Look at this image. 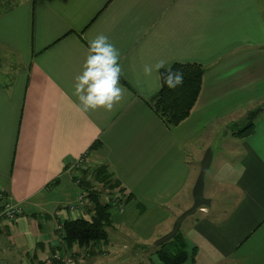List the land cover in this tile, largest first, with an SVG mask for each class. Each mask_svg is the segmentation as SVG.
Wrapping results in <instances>:
<instances>
[{
    "label": "crops",
    "instance_id": "1",
    "mask_svg": "<svg viewBox=\"0 0 264 264\" xmlns=\"http://www.w3.org/2000/svg\"><path fill=\"white\" fill-rule=\"evenodd\" d=\"M10 6L0 10V192L23 213L0 225V264L63 251L57 225L74 218L81 157L107 166L132 199L112 211L109 240L87 261L57 264H140L126 257L131 245L146 250L144 264H162L154 251L179 227L197 249L188 264H264V112L250 134L231 129L264 105V0ZM101 33L121 53L124 98L111 112L84 111L73 85ZM158 61L205 67L191 114L174 127L150 104L161 77L143 67Z\"/></svg>",
    "mask_w": 264,
    "mask_h": 264
},
{
    "label": "trees",
    "instance_id": "2",
    "mask_svg": "<svg viewBox=\"0 0 264 264\" xmlns=\"http://www.w3.org/2000/svg\"><path fill=\"white\" fill-rule=\"evenodd\" d=\"M9 7L11 6H6L5 10ZM171 66L173 70H182L183 85L175 90L167 88L163 83V74H167V68H163L160 72L161 89L150 102L154 112L168 127L177 126L189 117L200 95L205 73V67L197 62H175ZM263 112L264 105L257 107L247 114L245 122H242L246 123L244 126L240 125L236 128L238 125L234 123L231 125V129L237 135L250 134L254 130L256 119ZM99 144L100 142H97L94 147ZM74 179L75 182L78 181L77 178L74 177ZM77 184L80 190L88 191L91 205L85 215L63 222L62 257L71 258L72 263L77 260L87 261L93 246L98 247L100 244L108 242V229L113 225V210L111 203L106 200L107 194L113 193L116 188L128 191L124 200L126 207L132 199L131 192L104 165L94 168L92 174H82ZM75 245H78L82 250L73 251ZM196 253V248L189 250L187 239L180 227L171 238L162 241L154 251L156 258L162 264H188L189 261L192 263L196 259ZM64 261L63 259H54L53 264Z\"/></svg>",
    "mask_w": 264,
    "mask_h": 264
},
{
    "label": "clouds",
    "instance_id": "3",
    "mask_svg": "<svg viewBox=\"0 0 264 264\" xmlns=\"http://www.w3.org/2000/svg\"><path fill=\"white\" fill-rule=\"evenodd\" d=\"M119 49L104 34H98L89 41L88 54L82 65V71L76 75L73 94L77 97L84 111L104 109L113 111L115 106L124 98V89L120 86L122 66ZM167 65L164 75V85L171 90L182 86L184 74L182 70H173L165 61H158L155 65L146 64L143 67L145 76H151L155 70Z\"/></svg>",
    "mask_w": 264,
    "mask_h": 264
},
{
    "label": "built area",
    "instance_id": "4",
    "mask_svg": "<svg viewBox=\"0 0 264 264\" xmlns=\"http://www.w3.org/2000/svg\"><path fill=\"white\" fill-rule=\"evenodd\" d=\"M85 157L79 158L73 166V176L80 181L82 177V173H80L79 169L84 168L85 165ZM128 191H122L119 188H116L113 193L107 194L106 200L111 203V207L113 211L118 213H122L126 209L125 197H127ZM91 205V201L89 199V193L86 190L81 189L77 199L74 203L70 204L68 207L69 212L73 214L74 217L83 216L86 214L88 207ZM23 213V207L20 203H15L11 199L8 198L4 193L0 192V225L3 223L4 219H8L10 221L16 220ZM57 230L61 237L64 235L63 230V222H59L57 225ZM63 252L57 251L54 254L46 257L42 262L37 264H53L54 259H63L67 262H72L71 258L62 257Z\"/></svg>",
    "mask_w": 264,
    "mask_h": 264
},
{
    "label": "rangeland",
    "instance_id": "5",
    "mask_svg": "<svg viewBox=\"0 0 264 264\" xmlns=\"http://www.w3.org/2000/svg\"><path fill=\"white\" fill-rule=\"evenodd\" d=\"M16 0H0V10L3 9L5 6L7 5H11L12 3H14ZM246 123H242L241 127L244 126ZM93 167L88 166L87 164L84 165V168H80L79 171L80 173H82L83 175L86 174H92L93 171ZM131 245V244H130ZM152 250V249H150ZM144 253H142V249L140 247L136 246H132L130 247L129 250H127V255L126 257H131V258H135L137 259V261L141 264H144L145 261H147L146 255L148 254L146 252V250L143 251Z\"/></svg>",
    "mask_w": 264,
    "mask_h": 264
}]
</instances>
